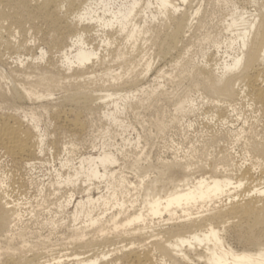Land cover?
Returning <instances> with one entry per match:
<instances>
[{
  "label": "bare ground",
  "instance_id": "obj_1",
  "mask_svg": "<svg viewBox=\"0 0 264 264\" xmlns=\"http://www.w3.org/2000/svg\"><path fill=\"white\" fill-rule=\"evenodd\" d=\"M196 1L42 0L34 6L31 0H0V44L9 51L23 46L10 38L12 31L4 22L22 26L25 13L32 9V22L40 15L52 25L53 31L44 38L46 45L60 52L59 61L68 70L75 65V72L82 71L84 76L91 61H107L100 47L90 42L92 37L100 38L103 47L125 38L130 52L119 48L109 56L132 61L150 45L169 42L170 37L164 39L162 31L151 25L163 18L175 24L171 34L175 48L181 41L178 39L193 31L195 20H200L204 0ZM72 27L76 31L69 35ZM225 30L226 39L216 46L218 52L226 48L229 60L216 63L214 68L205 65L197 69L196 76L198 86L217 102L210 107L217 111V117L227 121L236 116L227 115V111L238 114L242 103L249 104L252 117L241 126L227 128V134L234 138L221 132L198 145L182 150L175 147L172 156L156 159L143 150L133 157L123 151L115 154L102 142L97 155H80L75 163L77 159L69 156L75 143L65 147L66 157L60 167L54 165L51 181L43 185L52 190L47 193L41 188L37 200L43 208V222L56 227L68 240L67 246L75 250L70 254L41 248L38 242L49 241L47 236L34 245L28 243L22 227L24 218L34 212L28 211L30 198L12 200L8 192L11 185L0 176V239L10 241V249L17 251L19 247L11 244L21 237V249L49 258L36 262V257L19 255L2 260L0 246V264H264V0H243L227 20ZM163 52L165 48L159 55ZM47 53L42 49L36 59L43 60ZM151 61L145 65L146 75ZM62 75L61 71H43L29 88L16 85L15 94L37 100L53 96L55 87L69 88L68 97L88 107L98 99L106 102L119 96V86L130 83L139 87L145 80L139 74L96 95L84 84L67 87L65 80L71 76ZM92 78L84 80L91 82ZM123 79L121 73L111 78ZM38 87H44L46 93ZM129 94L135 100L137 92ZM118 101L113 102L117 110ZM198 104L196 99H180L176 111L197 109ZM114 113L110 110L103 115L109 118ZM157 119L158 129L164 132L168 125ZM33 128L0 121V147L14 164L27 168V174L38 165L46 145L37 121ZM230 137L231 141L225 140Z\"/></svg>",
  "mask_w": 264,
  "mask_h": 264
},
{
  "label": "rangeland",
  "instance_id": "obj_2",
  "mask_svg": "<svg viewBox=\"0 0 264 264\" xmlns=\"http://www.w3.org/2000/svg\"><path fill=\"white\" fill-rule=\"evenodd\" d=\"M40 1L42 0H31V5L35 6ZM242 5L243 0H204L199 22L197 18L193 31L178 39L181 41L175 48H172L173 40L171 39L175 24L170 21L166 23L163 18H160L151 25H155L156 29L162 31L164 39L168 40L170 37L169 42L166 40L168 43L164 45L160 43L150 45L151 48H145L143 53L132 61H118L109 56L119 48L124 52H130L129 43L125 38L119 37L111 45L103 47L104 44L100 42V38L94 36L90 42L100 47L101 54L105 55L107 61H91L85 71L87 74L84 76L80 74L82 71L75 72L74 69H77L75 65L72 70H68L67 66L59 61L60 52L46 45L44 38L53 31L52 25L45 22L39 14L36 23L32 22L34 10L31 9L30 12L25 13L22 26L12 24L8 20L4 22V26L12 31L10 38L16 44L23 46L9 51L0 44V90L3 91V94H0V121L19 122L24 129L30 130H34L33 125L37 121L46 139L43 153L37 159L39 163L29 174H27V168L14 164L0 147V176L7 180L8 185H11L8 189L11 199L21 202L28 197L30 198V203L27 205L28 211L34 210L32 215L28 214L24 218L22 227V234L28 243L34 245L39 238L47 236L49 241L39 240L38 244H41V248L51 250L50 253L70 254L71 251H75L67 246L68 240L62 238V233L57 232L56 227L43 222L45 221L42 214L43 208L37 200L39 199L38 190L44 188L47 193L52 190L49 189L50 185L48 188L43 185L51 181L50 175L55 168L54 165L60 167L61 159L66 157L65 147H70L72 143H75V151L69 155L71 160L77 159L80 155H97L102 142H106L109 150L119 155V151H123L128 153L129 157H133L143 150L148 152L152 159L170 157L176 151L175 147H180L182 150L192 144L198 145L221 132L228 137H233V134H227V128H233L231 126L233 124L241 126L247 117L248 119L252 117L253 114L246 102L242 103L237 111L238 114L227 111V115H236L227 121L224 120L225 117H217V111L210 108L217 102L213 103V98L209 97L201 86H198L197 82L200 79L196 76L197 69H202L205 65L209 67L211 65L214 68L216 63L227 61L226 48L223 47L218 52L216 44L226 39L227 20L235 12V7ZM65 13L63 15H66ZM72 19L70 22H73ZM75 31L76 28L72 27L68 34H73ZM164 48L165 53L159 55L160 49ZM42 49L48 52L47 55L43 60L36 59L40 58L39 53ZM148 61L152 62V66L150 73L146 75L144 69ZM43 71L55 73L61 71L62 76H71L65 80L67 87L70 85V88H74L84 84L88 86L87 90L93 91L96 95L106 93L104 89L113 90L114 86L111 85H120L139 74H141L139 77L141 79L145 77V80L139 87L130 83L119 86L117 91L121 93L119 96L108 99L106 102L98 99L95 105L88 107L71 100L68 97L69 88L55 87L52 89L53 96L41 97L37 100L20 98L15 94L16 85L29 88L30 82L36 80ZM113 73H121L124 79L111 80ZM86 76H93L92 81L84 80ZM45 90L44 87H38L41 93H46ZM131 91L137 92L134 94L135 100L129 94ZM124 94L131 96L127 99L120 98V95ZM189 98L196 99L199 103L197 109L186 108L187 111L177 112L178 101ZM115 100H119L116 102L118 110L113 103ZM222 104L223 102L218 105ZM120 107L123 111H120ZM110 110L115 112L114 116L107 118L103 115ZM158 117L168 125L164 132L158 129L156 124ZM117 118L119 122H114L113 120ZM231 137L225 140L231 141ZM139 140L141 143L138 145L136 142ZM78 161L77 159L74 162L78 163ZM20 238L18 237L11 244V247H19L17 251L10 249V241L0 239L2 260L8 257L16 259L19 255H26L29 259L36 257V262L49 259H42L40 256L33 255L34 252L21 249L23 241ZM79 252L80 250H77V254Z\"/></svg>",
  "mask_w": 264,
  "mask_h": 264
}]
</instances>
